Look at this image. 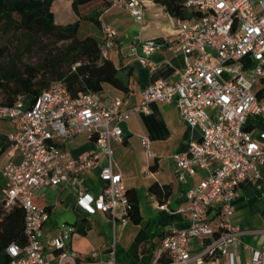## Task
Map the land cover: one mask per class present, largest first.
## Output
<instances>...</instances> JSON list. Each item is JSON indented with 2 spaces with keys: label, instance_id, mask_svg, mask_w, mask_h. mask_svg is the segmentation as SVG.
<instances>
[{
  "label": "built area",
  "instance_id": "obj_1",
  "mask_svg": "<svg viewBox=\"0 0 264 264\" xmlns=\"http://www.w3.org/2000/svg\"><path fill=\"white\" fill-rule=\"evenodd\" d=\"M111 2L144 23V0ZM185 6L192 16L176 18L171 45L183 54L185 67L174 82L159 79L144 89L134 108H125L128 97L116 96L107 102L93 90L71 97L61 81L53 82L29 104L22 97L13 105L0 103V120L17 122L18 131L9 134L8 140L20 151L18 161L10 159L2 168L6 182L2 201L6 208L16 203L23 207L26 235L25 244L7 245L9 264H218L217 258L228 254L241 233L231 222L237 191L244 182L260 179L264 164V131L256 138L245 129L251 117L264 118V96L255 90L264 79V0H185ZM115 37L113 27L103 28V57L109 58ZM162 46L156 38L139 40L129 53L142 66L154 68L157 62L150 56ZM246 58L251 65L244 62ZM154 101L174 102L186 124L200 132L173 154L176 178L187 186L186 203L176 211L187 217L189 226L163 237L150 262H117L114 237L109 261H99L97 252L83 257L69 247L71 228L65 223L57 224L44 242L49 212L34 201L43 187L71 183L86 212L119 216L123 225L130 220L132 205L123 176L114 169L112 143L124 139L121 122L133 110L148 113ZM84 133L95 140L94 150L74 156L56 143V139L71 141ZM142 144L154 155L147 137ZM97 167L104 185L93 194L82 175ZM198 174V181L189 185L188 178ZM158 207L169 210L164 202ZM196 239L205 242L192 253L189 246ZM163 256L170 262H162ZM244 264H264V243L251 249V259Z\"/></svg>",
  "mask_w": 264,
  "mask_h": 264
},
{
  "label": "crops",
  "instance_id": "obj_2",
  "mask_svg": "<svg viewBox=\"0 0 264 264\" xmlns=\"http://www.w3.org/2000/svg\"><path fill=\"white\" fill-rule=\"evenodd\" d=\"M61 4L67 6L70 12L73 11L72 2L55 0L52 3L56 23L66 24L56 20V12L60 10L58 8ZM95 8L101 11V28L95 27L94 35L103 40V28L107 25L113 27L116 37L113 48L109 50V58L117 67L132 71L127 92L104 85L101 94L107 102L116 96L128 97L125 108L132 109L140 103L144 89L155 81L165 78L174 82L178 79L185 61L182 53L171 48L176 36V18L169 15L164 6L154 0H144L143 24L136 22L124 6L113 4L111 0L110 3L96 0L95 5H91L84 15ZM74 17L75 20L78 19L75 12ZM90 24L94 27L91 22ZM152 37H157L163 46L150 56L157 65L148 68L142 66L129 52L130 46L135 42ZM244 62L252 64L250 58L244 59ZM262 88L264 79L255 85L256 91ZM149 109L148 113L133 110L130 117L121 122L123 141L112 143L118 155L117 160L113 157L114 169L122 174L126 188L137 192L141 220L138 223L129 220L123 225L119 216L113 218L110 213L101 211L86 212L78 204L76 189L71 183L59 187H43L35 193L34 201L40 207H49L44 242H48L55 233L57 224L65 223L71 228L69 247L83 257L97 252L99 261H109L112 258L110 250L114 237V259L117 262H150L155 258L163 237L189 226L187 217L176 211L186 203L187 186L176 178L173 154L182 149L191 138H198L200 132L186 124L174 102L167 104L154 101L149 104ZM249 121L248 130L258 138V132L264 131V118L257 115ZM17 131L16 121L0 120V201L6 187L2 168L8 160L18 161L20 158L19 149L8 140V135ZM143 137L148 138L154 155L151 156L146 151L142 144ZM56 143L74 156L83 150L96 148L95 140L88 138L86 133L71 141L56 139ZM98 173L97 167L82 175L87 189L93 194L104 185ZM261 173L260 179L244 182L237 191L231 222L241 233L236 242L229 246L228 254L217 258L218 264L247 263L251 259V249L260 248L264 243V232H261L264 229V164L261 166ZM200 176L198 174L188 178V184L194 185ZM153 183L168 186L170 195L164 203L169 210L160 209L158 199L152 197L149 187ZM117 212L121 215L119 208ZM204 242L205 240H193L189 246L191 252L199 251Z\"/></svg>",
  "mask_w": 264,
  "mask_h": 264
},
{
  "label": "trees",
  "instance_id": "obj_3",
  "mask_svg": "<svg viewBox=\"0 0 264 264\" xmlns=\"http://www.w3.org/2000/svg\"><path fill=\"white\" fill-rule=\"evenodd\" d=\"M53 1L0 0V103L13 105L22 97L29 104L55 81H61L71 97L87 90L101 92L104 85L127 92L132 71L117 67L112 59L101 55L103 40L92 34L79 35L82 20L101 28L99 9L85 15L80 12L83 5L93 0H71L78 19L66 24L56 23ZM154 1L172 17L192 16L185 0ZM34 55L36 61L26 60ZM258 95L264 96V88ZM245 129H249L248 123ZM149 189L160 203L170 195L167 185L153 183ZM127 195L132 205L128 215L138 223L139 196L134 189H127ZM12 242L26 243L24 209L19 203L6 208L1 200L0 264H9L5 249ZM161 261L169 263L170 258L163 256Z\"/></svg>",
  "mask_w": 264,
  "mask_h": 264
},
{
  "label": "rangeland",
  "instance_id": "obj_4",
  "mask_svg": "<svg viewBox=\"0 0 264 264\" xmlns=\"http://www.w3.org/2000/svg\"><path fill=\"white\" fill-rule=\"evenodd\" d=\"M95 1L96 0H93V2L91 1L89 4H86V5H83L81 8H80V12L82 15H84V12L87 10V9H90L91 5H95ZM104 3H110V0H102ZM60 10H57L56 12V20L58 22H62V23H68V22H73L75 21V17H74V12L70 10L69 12V8L67 6H65L64 4H61L59 5V8ZM78 17V16H77ZM90 22L87 21V20H82L81 22V27H80V32H79V35L80 36H84L86 34H92L94 35V31H95V26L92 27L90 26ZM91 32V33H90ZM96 36V35H95ZM99 40V36L97 37ZM152 38H157V37H152ZM37 57L34 55L31 59L27 57V61H36ZM114 147V145H113ZM113 157L115 160L118 159V155H117V151L114 150L113 148ZM2 181V180H1Z\"/></svg>",
  "mask_w": 264,
  "mask_h": 264
}]
</instances>
